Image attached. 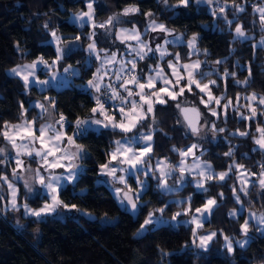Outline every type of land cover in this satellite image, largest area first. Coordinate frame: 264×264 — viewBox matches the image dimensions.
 Here are the masks:
<instances>
[{"label": "trees", "instance_id": "1", "mask_svg": "<svg viewBox=\"0 0 264 264\" xmlns=\"http://www.w3.org/2000/svg\"><path fill=\"white\" fill-rule=\"evenodd\" d=\"M110 2L117 9H122L126 4L136 3L142 13L149 10L160 11L155 0H110ZM18 3L19 7H17V0H0V131L3 130L4 122L19 121L16 112L20 109L21 104L28 109L26 115L31 118L33 113L38 110L30 105V99L34 100L37 95L55 96L57 98L56 106L64 110L70 118L75 116L71 107L77 106L78 102L83 101L92 105L90 97L78 88V85L82 83L80 76H74L69 85L49 86L43 90L33 85L29 97L25 96L22 80L19 77H10L5 74L8 67L25 59L35 60L42 56L49 62L54 60L56 47L50 42L53 31H58L62 36V41H65L67 37H80L79 41L68 44L67 52L64 54L66 63L76 64L78 59L86 56L87 54L81 50V42L85 41V37L81 34L76 23L69 22L71 13L86 8V0H18ZM236 3L244 5L245 11L239 13L238 17L250 38L233 40L234 32L228 28L221 15L213 14L212 9L216 7L215 4L208 6L203 2L197 3L196 0H190L187 7L180 5L174 11L167 13L161 11L160 14L161 19L173 27L181 30L186 28L188 32H199L201 37L199 45L207 47L212 58L228 57L230 70H233L235 58L239 57L240 66L235 68L238 76L243 78L251 73L249 90L264 93V47L255 45L262 35L261 18L260 14L253 10V5L264 4V0H236ZM94 7L96 16L99 18L109 11L103 0L99 4H94ZM225 14L229 20L233 21L234 29L236 17L234 9L231 7V0H229ZM173 16L174 19L169 18ZM45 19H48L49 28L52 31L43 28ZM139 19L143 22V15ZM201 24L206 25V28L201 27ZM91 30L90 26H84V32ZM17 44L23 47L25 52L18 53L16 51ZM230 44L236 48L233 56L228 54ZM118 47L122 50L124 45L118 44ZM172 47L175 45H169L170 49ZM178 50L186 51L183 47ZM65 62L60 61L58 67L62 69ZM76 66L79 69L81 67L79 64ZM92 71L93 69L89 67L84 76L90 78ZM182 83L186 84L184 81ZM220 83L227 89L229 98L233 101L232 106L228 107L225 113L223 107L214 105L218 111L216 117L208 113L203 104H199L201 111L205 112L212 120L227 119L229 126L233 129L239 127L249 134L255 132L258 135L256 126L259 124L264 127V115L258 111L255 118L242 120L241 114L250 116L251 113L248 109H242L241 113H237L235 109L240 104H249L250 101L240 98L237 101V93L241 89L233 83L231 78H226ZM211 88L214 94L219 93L216 86L213 85ZM193 93H196L200 98H206L204 93H200L194 86L192 91H186L184 96L199 103L197 96ZM169 103H171L170 99ZM251 103L257 108L264 109V106H256L255 102ZM221 104L224 102L221 101ZM66 131L71 132V128H67ZM1 137L2 135H0ZM210 139L209 137V142L204 144L202 150L208 151V156L204 158L211 159L217 169L227 168V164L231 162L230 158H218L216 153L226 151L229 145L222 138L219 144L213 145ZM234 139L238 145L237 162L243 163L245 168H250L251 171L259 174L260 164L264 163V150L254 144L251 135L248 138L234 137ZM85 142L92 146L91 158L83 162L86 171H83L79 176L75 189L71 184L61 188L60 198L70 206L75 204L78 209H85L87 212L93 213L96 218H90L81 213L78 217L68 215L65 218L57 215H45L37 220L35 217L24 216L20 209L17 214H19L21 226L15 224L16 218L0 214V264H233V261L235 264H251L254 259H264V231L259 232L255 228L251 229L250 241L244 249L236 245L234 251L228 253L223 247L224 239L219 235L220 231L222 230L229 237L233 234L239 237L242 235L240 225L245 219L243 214L239 218L228 215L229 207H238L232 197V188L229 186L230 184H234L235 188L238 186L235 175H229L228 184H225L222 189L227 200L220 202L221 207L218 210H213L210 220L205 222L204 227L199 230L205 232L206 229H216L218 233L210 247L207 250H201L193 244V236L190 231L193 226L182 222L177 226L160 225L148 230L143 235H137L142 222L154 207L169 205L164 213L166 217H171L179 210L180 204L171 199L177 197V194L179 197L185 198L189 193H192L193 210L205 202V194L195 189L191 177L187 179V183L181 190L171 193L157 192L154 187L155 181L150 177L149 187L141 195L139 213L134 216L121 206L110 186L101 181L103 177L100 173L99 163L106 162L108 159L104 152L107 147L105 138L101 136L97 139L95 135H91ZM155 148L159 150V141ZM131 181L135 184L133 178ZM254 186H258V183H252L249 187L250 199L254 205L253 209L261 212L264 211V190H261L257 195ZM210 187L209 194L216 195L217 187L214 184ZM83 188H87L85 195H73L74 191L79 192ZM45 198L46 196L38 195L32 199V203L38 205L39 201H43ZM217 199L219 200L218 197ZM248 200L249 197L243 194L242 202L247 206ZM9 212L11 213V210ZM102 217L116 218V221L103 223L101 222ZM252 225L255 226L253 222ZM37 228L39 232L35 231ZM134 233L136 234L135 238L133 237Z\"/></svg>", "mask_w": 264, "mask_h": 264}, {"label": "clouds", "instance_id": "2", "mask_svg": "<svg viewBox=\"0 0 264 264\" xmlns=\"http://www.w3.org/2000/svg\"><path fill=\"white\" fill-rule=\"evenodd\" d=\"M89 3L93 6L87 7V11L78 9L72 13L73 18L79 22L78 27L81 34L85 37V41L81 42V50L87 55L76 61V64L81 66L78 70H75L76 64L66 63L65 58L61 59V62H65L63 72L82 78V83L78 85V88L90 97L92 105L90 106L80 101L77 106H70L71 111L75 113V116L70 118L64 110L56 106L57 98L55 96L47 94L37 95L34 100L30 99V105L39 111L34 112L29 118L26 115L28 109L24 108V106L20 107L16 112L19 122L7 121L9 128L13 126L32 127L31 122L35 121V126L45 131V139L47 140H54L57 135L63 137L65 134L68 137H73L75 144L66 143L64 146L66 150L61 152L60 155L72 158L70 166L75 170V179L73 181L65 180V182L66 185L71 184L74 189L80 174L86 171L83 162L92 156V146L85 142L91 135H95L97 139L101 136L105 138L107 143V147L104 149L106 157H108V153L116 151L117 146L121 144L131 147L132 154L129 159H134L139 155L138 148L150 147L152 151L146 153L138 161L137 168L128 173L129 176L135 178L137 185L146 186L148 183L146 177L150 175L152 180L155 181V190L160 192L162 189L169 187V185L166 187L162 185L161 177H166L167 181H173L174 184L185 185L187 176L181 173L186 172L193 177L192 183L194 185H202L203 181H208L207 185L209 186L203 187L202 190L197 189V191H202L205 194V201L216 199L218 203L215 209L218 210L221 207L220 202L227 200V196L222 189L225 184H228L230 173L235 175L237 180L243 179L236 168L237 164L243 165V163L237 162L236 152L238 145L234 137L248 138L251 135L253 142L258 137L255 132L245 135L244 133H248L246 130H241L239 127L233 129L229 126L227 119H210L205 112L201 111L199 107V104H202L201 98L196 93H193V95L197 96L199 103L181 95V74L182 72L184 73L183 81L186 82V85L189 82L194 85V82L198 81L202 86L213 84L219 89L218 94H214L212 89L206 90L211 92V95L215 98L208 99V107L206 108L208 113L217 111L214 106L216 105L215 100H221L224 104H228L231 100L227 89L222 87L220 83L225 78H231L233 83L240 87L241 91L237 95L242 100L249 101L254 96L264 97V93L249 90L252 79L251 73L243 78L238 76L235 68L240 66L239 57L235 58L233 70H230L228 57L212 58L210 50L199 45V40L201 39L199 32H188L186 28L181 30L161 19L160 12L174 11L176 7L180 6L179 0H155L160 11L149 10L143 13L136 3L126 4L122 9H117L110 0H103L109 11L102 18L96 16V9L94 8V4L101 3V0H86V6ZM203 3L208 6L215 4L216 7L212 11H215L217 16L221 15L219 9L223 6L224 0H218V2L217 0H203ZM236 4L237 8L234 9V16L236 17L234 29L232 24H228L226 20L224 21L228 28L234 32L233 40L250 38L244 28L241 29V32L236 31V25H242L238 14L245 11L242 3ZM19 6L17 0V7ZM260 8H264V4L253 5V10ZM85 13H87V16L84 15ZM141 15L144 17L143 22L139 19ZM169 18L174 19L175 17ZM69 22L71 23L72 21ZM85 24L90 25L92 30L84 32ZM42 26L45 30L52 31L49 28L48 19L43 21ZM161 26H163V29H161ZM201 27L206 28V25L201 24ZM260 30L262 33L259 38L261 42L264 41V23L260 24ZM153 33L156 35L153 36ZM161 35L163 36V41L156 43V39ZM133 37L135 39H132ZM74 38L67 37L65 41L60 43L59 48L66 49ZM55 40L61 41L58 31L56 32ZM166 41L168 43H165ZM118 44L124 45V50H120ZM169 45H175V47L170 49ZM180 47L185 48L186 51L180 52L178 50ZM16 51L23 53L25 49L17 44ZM235 52L236 48L230 44L228 49L229 56H233ZM95 53L99 54V58H97ZM34 61L25 59L17 62L14 66L8 67L5 73L10 77H17L13 70L24 72L25 75L34 71L35 75L32 76L30 84L22 81L24 94L29 97L31 96L30 89L33 85L38 88L47 86L50 80H55L57 76L56 64H51V67L48 68L41 61L39 67L34 68ZM142 62L146 63L147 70L141 67ZM185 64L188 65L186 72L183 69ZM197 64L200 67L194 68L193 66ZM169 65H173L179 71H166ZM89 67L93 71L91 77L87 78L84 73ZM40 72L43 73L42 76L39 74ZM188 73L192 74L191 81ZM90 80L91 85L88 83ZM170 80L171 84H169ZM45 81L47 83H44ZM128 82H131L134 87H127L126 84ZM142 83L145 84V88H140ZM157 83H160L161 87H172L177 99L171 100V103H169L168 96L160 93V87H147L149 84ZM141 97L147 99H141ZM158 100L165 102L157 103ZM54 104L55 107H53ZM224 104H221V107ZM94 107L97 108L95 113L92 112ZM249 107V104H240L235 111L241 113L242 109H248ZM186 109L190 111H183ZM196 110H198L199 124H197V119L194 118ZM258 111L264 112V109L257 108ZM186 115L189 120L185 119ZM61 116H63V119H61ZM129 116H133L136 119L130 120ZM112 117L116 118L111 119ZM121 124H124L130 130H122L120 128ZM257 126L262 127L259 124ZM69 127L71 132L66 131ZM260 135H264V133ZM209 137L213 145L219 144L221 138L229 145L226 151H218L216 153L218 158H230L231 162L227 164V168L217 169L211 159L204 158L208 156V151H200V149L204 147L205 143L209 142ZM158 141L160 142L159 150L155 148ZM193 145H195L194 151L188 152V149ZM56 146L59 147L58 141ZM121 150L125 149L122 148ZM7 151V145H0V154ZM185 152H187V156L183 155ZM245 155L247 154L245 153ZM173 156H175V159H173ZM40 163L42 161H38L36 166H32V170L26 172V174H20L23 177V185L26 188L33 185L35 169ZM123 166L127 168L126 163ZM247 170L250 172V168ZM260 172H264V169L260 168ZM145 173H147V176ZM221 176L224 177L223 180H221ZM50 182L55 183V181ZM111 184L113 189L119 187L118 184L112 181ZM212 184L217 187L216 195L209 194L211 192L210 185ZM229 186L233 188L235 185L230 184ZM240 188H243L244 195L249 197L248 207L252 210L254 205L250 199L249 188L244 187L242 184ZM254 189L255 193L259 195L261 190H264V186L258 184V186H254ZM136 190L139 191V187ZM3 191L4 188L0 187V193ZM86 193L87 188H83L79 192L74 191L73 195L83 196ZM232 197L235 200L233 192ZM176 198L180 199L179 194H177ZM188 198H193V194L189 193L184 199ZM235 203L237 205L241 204L237 203L236 200ZM60 208L64 207L62 205L57 206L55 211ZM158 208L160 207H154L153 211ZM10 209L13 213L19 212L14 208ZM78 211L87 215V210L85 209H78ZM178 211H183V208H179ZM228 215L235 218L237 208L229 207ZM261 215H264V211L260 212ZM15 224L21 225L19 218L15 220ZM35 231L39 232V229L37 228ZM205 231H216V229H206ZM135 235L134 233V238ZM245 239L246 237L243 234L239 237L234 234L231 236L232 243L235 242L241 249H244L249 243L247 239V244H245ZM236 242L240 243L237 244ZM223 247L226 248L225 241ZM161 251L163 250L161 249ZM233 264H235L234 261ZM251 264H264V259H254Z\"/></svg>", "mask_w": 264, "mask_h": 264}, {"label": "snow or ice", "instance_id": "3", "mask_svg": "<svg viewBox=\"0 0 264 264\" xmlns=\"http://www.w3.org/2000/svg\"><path fill=\"white\" fill-rule=\"evenodd\" d=\"M197 3L203 2V0H196ZM218 2V0H217ZM190 3V0H179V4L187 7ZM93 5L89 3L87 7H92ZM229 6V0H224V4L222 7H220L219 12L221 14V18L227 21L228 24H232L233 21L229 20L227 15L225 14L226 8ZM231 7L233 9L237 8V4L235 3V0H231ZM255 12H258L260 14L261 23H264V8L255 9ZM213 14H216L215 11H213ZM87 16V13L84 14ZM102 27V26H101ZM243 28L242 25H236V31L241 32V29ZM161 29H163V26H161ZM52 37H56V32L51 33ZM132 39H135L134 37ZM80 37L76 36L70 43L79 41ZM165 43H168L167 41ZM262 46H264V41L260 42ZM65 49L59 48V46L56 48V58L52 60L51 62L44 59V57H39L38 60L34 61L33 67H39L41 61H43V64L47 66L48 68L51 67V64H58L61 59L65 58ZM97 58H99V54L95 53ZM194 68H199L200 65H194ZM188 68V65L185 64L183 66L184 72H186ZM168 69L172 72L179 71L175 69L173 65H169ZM15 72V75L19 77L23 82L30 84L32 76L35 75V72H31L28 75H25L24 72ZM66 71V69H65ZM183 72L181 74V81H183ZM191 73H188L189 80L191 81ZM226 79V78H225ZM44 83H47L45 81ZM89 85H91V80L88 82ZM169 84H171V80L169 81ZM127 87H134V85L131 84V82H128L126 84ZM193 86H195L196 89L199 90L200 93H204V95L207 97L205 100L203 97H201V102L205 106V108L208 107V99H215L211 92L206 91L208 89H212L211 86L213 84L209 85H200L198 81L194 82V85L192 82L187 83L185 86H180V93L181 95H184L186 91H192ZM148 88L157 87V84H149L147 85ZM140 88H145V84H141ZM159 91L161 94H165L168 96L170 100H176L177 95L172 90V87H160ZM50 99V98H49ZM141 99H147L144 97H141ZM239 100V97H237V101ZM250 107L248 108L249 112L251 113L250 116H244L241 114L242 120H251L256 117L257 115V107L253 106L251 103L252 101H257V97H253L251 100H249ZM163 100H158L157 103H164ZM233 101L230 100L228 104L223 105V109L226 113L228 107L230 104H232ZM259 105H264V97H259L258 99ZM215 104L217 107L221 106V100H215ZM21 107H23V104H21ZM39 107V105H37ZM55 107V104L53 105ZM183 111H190V110H183ZM92 112H97V108H92ZM212 116L216 117L218 116V111L211 113ZM261 115H264V112H261ZM116 117H112L111 119H115ZM194 118L197 119V124H199L198 119V110L194 112ZM61 119H63V116H61ZM130 120L136 119L133 116H129ZM186 120H189V117L185 116ZM32 127L24 126H13L9 128L8 122H4L3 130L0 131V135L4 137V139L11 145V148L15 150V167L12 170V178L13 179H20L23 180V177L20 175V172H28L32 170V164L37 163L38 161H42V163L39 164V166L35 169V180L34 183L41 186V188L46 189L48 192V196L45 198V202L41 207L38 208H32L29 206L28 203H23L22 205L18 203V192L19 189L16 187L15 183L13 182V179H10L7 175H0V187H3V185H7V188L11 195L10 200V208H14L16 211H20V208L23 207L24 209V215L25 216H31L37 218V220H40L43 216L49 215L53 212H55V208L57 206H63L65 209L69 208V205L64 203V201L60 198L61 193L59 190V185L61 180H67V181H73L75 179V170L73 167L70 166L71 157L67 156H61L60 153L65 151L64 145L67 144H75L73 137H68L66 134L61 137L57 135L54 140H47L45 139L46 133L42 129H37L35 126V121H32ZM120 128L122 130H130L129 128H126L124 124L120 125ZM256 131L259 133L258 138L254 141L256 145L259 146L262 150H264V135H260L261 133H264V127L256 126ZM38 132V134H37ZM245 135H249V133H244ZM18 141H20L18 143ZM59 142V147L56 146V142ZM39 144V147H36V145ZM125 150H121V149ZM195 149V145L191 146L188 149V152H193ZM152 151V148H138L139 155L135 157L134 159H129V156L132 154V149L128 145H118L116 151H112L108 153V159L106 162L99 163L100 173L104 176L110 177L111 181L115 184L121 185L122 187H116L114 188V193L117 198V200L124 204L125 202L130 205L131 209L135 210L138 207V203L142 200L141 192L143 191V186L139 187V191H137V188H134L131 184V182L128 179V173L132 171L133 169H136L138 166V161L143 158V156L146 153H149ZM79 155V154H78ZM183 155L187 156V152L183 153ZM29 157V162L27 165L25 164V161L21 157ZM0 164H4L7 159L8 155L6 153L0 154ZM7 157V158H6ZM127 164V168H125L123 165ZM236 168L239 170V175L243 179L240 180L241 184L244 187H249V185L252 183L249 179V176L251 175H257L256 173H250L247 169H245L244 165L237 164ZM260 168L264 169V163L260 164ZM56 170H62L60 174L56 173ZM45 172L48 173V175H45ZM67 173L68 175H64L63 173ZM123 173V174H122ZM184 176L191 177L193 180V177L189 175V173L182 172L181 173ZM147 176V173H145ZM259 179L258 184L261 186H264V172H259ZM224 177L221 176V180H223ZM50 181H55V183H51ZM161 182L163 186H167V178L161 177ZM208 181H203L202 185H194L195 189H203L207 185ZM137 184V183H136ZM23 187L27 190L28 193L34 192L33 185L31 187H27L23 185ZM232 192L234 195V198L237 203H241V197L237 192V189L235 186L232 188ZM239 192H243V188L239 189ZM4 197L0 196V200H3ZM192 199L188 198L181 202L180 208H183V211H176L172 216L171 220L176 221L178 217L181 216H188L190 217L189 220L185 221V223H189L191 225H194L190 229L192 236L198 238L199 244L196 246L200 249L207 250L210 243L218 236L217 231H210L206 235H198L199 230L204 227L205 222L209 221L213 210L215 209V206L217 205L218 201L216 199L206 200L201 206L196 207L194 210L192 208ZM184 205H187L186 207ZM7 207V205H5ZM169 207V205L165 204L164 207H160L158 209H155L152 212H149L148 217L144 220V223L141 225L140 230L138 231L137 235L140 234V232L144 231L146 225H150L153 223V217L156 215V213H159L162 217L166 211V209ZM72 209H77L76 205H71ZM2 210V209H0ZM78 210V209H77ZM238 211V210H237ZM87 215H91V213L86 212ZM106 215V214H105ZM250 217L255 219V213H250ZM259 223L264 224V215H261L259 217ZM249 224L250 221L248 219H245L243 224L240 225V231L241 233L246 237L245 244H247V237L249 234ZM219 235L223 236L224 241L226 242V250L228 253H232L234 251V244L231 241V237L228 235H225L223 231L221 230ZM196 243V240H193V244ZM239 244L240 242H236ZM185 247H188V245H185Z\"/></svg>", "mask_w": 264, "mask_h": 264}, {"label": "rangeland", "instance_id": "4", "mask_svg": "<svg viewBox=\"0 0 264 264\" xmlns=\"http://www.w3.org/2000/svg\"><path fill=\"white\" fill-rule=\"evenodd\" d=\"M95 8V7H94ZM83 11H87V6H86V8L83 10ZM69 19H70V21H72L73 23H76L77 25L79 24V22L78 21H76L74 18H73V16H72V13H71V15H70V17H69ZM86 25H88V24H85V26ZM88 26H90V25H88ZM91 27V26H90ZM92 29V28H91ZM54 32H57V31H54ZM59 34V33H58ZM247 34V33H246ZM156 34L155 33H153V36H155ZM60 37H61V41H56L55 40V38L54 37H52L51 36V39H50V42L51 43H53L54 45H55V47H58V46H60V43L62 42V36L60 35ZM240 39H245V38H240ZM163 41V36L161 35L159 38H157L156 39V43H160V42H162ZM258 46H262L261 45V43H260V40H259V42H258V44H257ZM153 46H155V45H153ZM122 50H124V48L122 49ZM67 52V49H65V53ZM36 60H38V58L37 59H35V61ZM143 64V65H142ZM141 67H144L145 68V70H147V66H146V63L144 64V63H141ZM56 69H57V76H56V79L55 80H50V83L47 85V86H44V87H41V88H39L40 90H43V89H46L48 86H52V85H63V84H65V85H69L70 84V80H73L74 79V76H76V75H72V74H70V73H65V72H63V68L62 69H60L59 67H58V64L56 65ZM79 68L76 66V69L75 70H78ZM166 71H168V72H170V70L169 69H166ZM41 76L43 75V73L42 72H40L39 73ZM162 85L160 84V83H157V87L159 88V87H161ZM181 86H185L186 87V84L185 83H182L181 84ZM206 97V96H205ZM207 99V97L205 98V100ZM258 99H259V96H257V101H252V102H255L256 103V106H258L259 105V103H258ZM261 106H264V105H261ZM39 111V110H38ZM19 122V121H18ZM18 122H15V123H18ZM37 127V129H38V126H36ZM37 134H38V132H37ZM259 136V134L257 135V137ZM20 141H18V143H19ZM0 145H7V147H8V151H7V155H8V159H7V161L4 163V164H0V175H7V176H9V178L10 179H13L12 178V170H13V168L15 167V150L14 149H12L11 148V145L4 139V137L2 136L1 138H0ZM37 146L39 147V144H37ZM65 146V145H64ZM259 147V146H258ZM203 150V148L202 149H200V151H202ZM197 154H199V152H197ZM24 161H25V164L27 165V163L29 162V157H21ZM31 166H33V167H35L36 166V164L35 163H33ZM62 170H56V173L57 174H60V172H61ZM250 173H255V172H253V171H250ZM20 174H26V172H20ZM64 175H66L67 173L65 172V173H63ZM123 174V173H122ZM231 174V173H230ZM45 175L47 176L48 175V173L47 172H45ZM81 175V174H80ZM102 175V174H101ZM102 182H105L106 184H108L109 186H110V188L112 189V191H113V193H114V189H113V187H112V184H111V178L110 177H107V176H104V175H102ZM150 175H148L147 177H146V179H147V181H148V183H147V185L146 186H143V191L141 192V193H143L148 187H149V183H150ZM134 179L135 180V178L134 177H131V176H128V179H129V181L131 182V184H132V186L134 187V188H138V187H141V186H139V185H137L136 184V180H135V184L131 181V179ZM189 177H186V179H188ZM249 179H250V181L252 182V183H258V179H259V175L257 174V175H251V176H249ZM13 182L15 183V185H16V187L19 189V192H18V203H20L21 205L23 204V203H28L29 204V206L30 207H32V208H38V207H41L42 205H43V203L45 202V200H43V201H39V203L40 204H38V205H34L33 203H32V199H35L38 195H41V197H44V196H48V192H47V190L46 189H43V188H41V186H39L38 184H35V183H33V187H34V192L33 193H28L27 192V190L23 187V180H20V179H13ZM167 183H168V185H169V187L168 188H166V189H162L161 191L162 192H164V193H171V192H176V191H179V190H181L185 185H180V184H174L173 183V181H167ZM251 183V184H252ZM251 184L249 185V187L251 186ZM66 185V182H65V180H61L60 181V185H59V190H61V188L62 187H64ZM240 185H241V182H240V180H238V186L236 187V189H237V192H238V194L240 195V197H241V204L240 205H238V207H237V215H236V217L235 218H239L242 214L243 215H245V219H248L249 221H250V224H249V234H248V237H247V239L250 241V232H251V229L252 228H255L256 230H258L259 232H263L264 231V224H261V223H259V217H260V211H258V210H256V209H252V210H250L249 209V207L246 205V204H244L243 202H242V195L244 194L243 192H239V189H240ZM119 187H122L121 185H118ZM207 186V185H206ZM248 187V188H249ZM3 188H4V191L2 192V193H0V196H3L4 197V199L3 200H0V209H2V211H0V214L1 215H5V216H8L9 218H19V214H17V213H13L12 211H11V213L9 212V210H11L10 209V200H11V195H10V192H9V190H8V188H7V185L5 184V185H3ZM114 195H115V193H114ZM171 199H173V200H176L178 203L179 202H181V201H183V200H185L184 199V197H180V199H177L176 197H173V198H171ZM121 204V203H120ZM5 205H7V207H5ZM121 206L124 208V209H126L127 211H129L130 213H132L134 216H137L138 215V213H139V210H140V202L138 203V207H137V209H135V210H133V209H131V207H130V205H128L126 202L124 203V204H121ZM187 206V205H186ZM185 206V207H186ZM21 209V211H22V213H24V209H23V207H21L20 208ZM78 209V208H77ZM77 209H72L71 208V206L69 205V208L68 209H65V208H60V209H58L57 211H55V212H53V213H51V214H49V215H57V216H59V217H61V218H65L66 216H72V217H78L80 214H81V212L80 211H78ZM90 213V212H89ZM250 213H255V216H256V218L255 219H253V218H251L250 217ZM24 215V214H23ZM25 216V215H24ZM86 216H88V217H90V218H96V216L93 214V213H91V215H86ZM148 217V216H147ZM190 219V217H188V216H181V217H178L177 218V220L176 221H172L171 220V217H166V216H160V214L159 213H156V215L153 217V223L152 224H150V225H146L145 226V229H144V231H142V232H140V234L138 235V236H140V235H143L144 233H146L148 230H150V229H152V228H155V227H157V226H160V225H165V224H172V225H174V226H177L179 223H185V221H187V220H189ZM244 219V220H245ZM116 221V218H112V217H102L101 218V222H103V223H113V222H115ZM244 222V221H243ZM243 222H242V224H243ZM252 222H253V224L255 225L254 227H253V225H252ZM144 223V221L142 222V224ZM141 224V225H142ZM185 224H187V225H191V224H189V223H185ZM193 227H194V225H192ZM140 228H141V226H140ZM140 228H139V230H140ZM138 230V231H139ZM208 232H210V231H205V232H200L199 231V233H198V235H206ZM138 233V232H137ZM196 240V243H195V245H197V244H199V240H198V238H196V237H193V240ZM233 244H234V248H235V246H236V244H235V242H233ZM210 245H211V243H210ZM210 245H209V247H210ZM208 247V248H209ZM200 249V248H199ZM201 250H204V249H201Z\"/></svg>", "mask_w": 264, "mask_h": 264}, {"label": "crops", "instance_id": "5", "mask_svg": "<svg viewBox=\"0 0 264 264\" xmlns=\"http://www.w3.org/2000/svg\"><path fill=\"white\" fill-rule=\"evenodd\" d=\"M259 40H260V39H258L257 42L255 43L256 46H258L257 44H258ZM261 47H264V46H261ZM69 82H71V80H70ZM52 86L58 87L59 85L56 84V85H52ZM48 87H49V86H48ZM48 87H47V88H48ZM245 169H247V168H245ZM250 171H251V170H250ZM252 182H253V181H252Z\"/></svg>", "mask_w": 264, "mask_h": 264}, {"label": "water", "instance_id": "6", "mask_svg": "<svg viewBox=\"0 0 264 264\" xmlns=\"http://www.w3.org/2000/svg\"><path fill=\"white\" fill-rule=\"evenodd\" d=\"M36 147H38V146L36 145Z\"/></svg>", "mask_w": 264, "mask_h": 264}]
</instances>
